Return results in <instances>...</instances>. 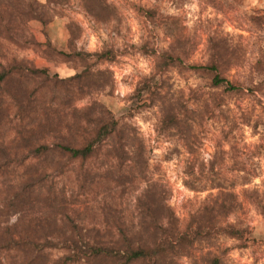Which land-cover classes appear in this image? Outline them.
<instances>
[{"label": "rangeland", "instance_id": "374dc122", "mask_svg": "<svg viewBox=\"0 0 264 264\" xmlns=\"http://www.w3.org/2000/svg\"><path fill=\"white\" fill-rule=\"evenodd\" d=\"M106 1L115 10L108 20H95L80 0H66L49 5L45 25L27 24L36 41L48 39L63 51H68L67 24L76 50L113 51L110 60L91 65L105 72L96 80L102 86H91L72 103L77 109L101 103L142 147L117 164L103 146L84 163L90 172L84 180H75L76 165L55 176L64 209L85 227L130 228L135 199L151 185L180 229H202L191 246L164 264H206L212 256L219 264H264V0ZM136 5L153 10L152 19ZM210 37L217 46L226 43L230 56L219 68L238 91L210 87L190 69L207 62ZM43 48L0 39V55L23 58L49 74L66 77L82 68ZM165 50L180 60L158 70ZM9 131L6 125L3 135ZM225 224L243 229L241 237L215 230Z\"/></svg>", "mask_w": 264, "mask_h": 264}, {"label": "trees", "instance_id": "16d2710c", "mask_svg": "<svg viewBox=\"0 0 264 264\" xmlns=\"http://www.w3.org/2000/svg\"><path fill=\"white\" fill-rule=\"evenodd\" d=\"M65 1L0 0V39L17 47L44 46L43 53L82 66L78 72L59 77L23 58L0 55V178L7 177L0 183V264H164L191 246L202 229L199 225L180 229L172 209L161 204L151 185L135 199V222L130 228L122 223L85 227L60 201L54 177L71 171L72 165H76L75 180H84L90 173L84 163L103 146L107 157L117 164L125 162L132 149L142 148L135 134L125 131L101 103L93 101L79 109L72 103L91 86H102L96 80L105 72L91 65L110 60L113 51L76 50L68 24V51L55 48L48 39L36 41L29 31L30 20L45 25L51 18L49 5ZM80 2L95 20L114 16V7L106 0ZM135 9L152 19L153 10L139 5ZM208 43L207 62L191 64L190 69L205 77L210 87L238 91L239 86L219 68V62L230 56L226 43L217 46L213 37ZM158 59L157 69L161 70L180 57L165 50ZM51 102L65 109L54 110ZM66 109L69 112H63ZM6 125L10 131L3 135ZM12 216L14 220L9 222ZM215 230L234 238L243 232L232 224ZM206 264H219V259L212 256Z\"/></svg>", "mask_w": 264, "mask_h": 264}]
</instances>
